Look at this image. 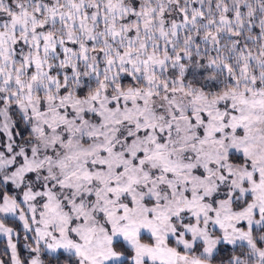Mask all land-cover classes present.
Wrapping results in <instances>:
<instances>
[{"label":"snow or ice","instance_id":"snow-or-ice-1","mask_svg":"<svg viewBox=\"0 0 264 264\" xmlns=\"http://www.w3.org/2000/svg\"><path fill=\"white\" fill-rule=\"evenodd\" d=\"M0 244L264 264V0H0Z\"/></svg>","mask_w":264,"mask_h":264},{"label":"trees","instance_id":"trees-1","mask_svg":"<svg viewBox=\"0 0 264 264\" xmlns=\"http://www.w3.org/2000/svg\"><path fill=\"white\" fill-rule=\"evenodd\" d=\"M10 226H12V224H11V222H10ZM3 245L2 244H0V247H2Z\"/></svg>","mask_w":264,"mask_h":264}]
</instances>
